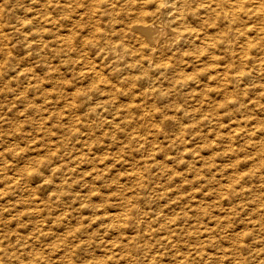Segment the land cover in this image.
Listing matches in <instances>:
<instances>
[{
  "label": "rangeland",
  "instance_id": "374dc122",
  "mask_svg": "<svg viewBox=\"0 0 264 264\" xmlns=\"http://www.w3.org/2000/svg\"><path fill=\"white\" fill-rule=\"evenodd\" d=\"M70 1V3L68 2V4H70L68 5V9H64V13L61 10L57 12L51 11L52 14L48 11L49 14H51L49 15L46 11V14L42 13V16L40 11L37 12L33 10L29 12L30 9H26L27 11L23 9L24 12L23 10H20L19 14L26 19H28L29 16L33 17L35 15H40L38 18L41 17L43 19L47 14L50 18L55 16L54 18L56 19L58 12H61L58 14V24H56V26L62 24L63 27L57 26L56 28V26H51V23L50 26L53 27L56 32L52 31L55 35H48L49 40H51V43H53L52 46L54 47H59L60 45L58 44L64 40L67 45H69L68 48L70 51L67 52L69 55L72 53L75 55L77 53L79 56L82 55L83 77L79 75V72H72L73 76L70 71H63L60 69L62 72H55L54 74L58 75L54 76V78L51 77L52 75L48 76L50 74H47L46 72H41L42 74L40 72H33V75H35L33 76L35 78L34 80H36L35 82L31 79L33 78L32 75L28 73L24 74V72H22L20 75L22 78H20V76H17L18 72H11L15 69V67H17V64L15 63V65L13 64L14 62L12 63V61L7 59L6 60L10 62L6 61V64L4 60L5 58L3 57V59L0 53V58L3 59V61L0 59V68H2L3 71H9L0 72V264H264V85L260 83L256 86L257 88H242V91L247 93L246 100H248V95L249 99H252L248 101V108L241 112L238 111L237 114L235 112H229L223 107H216V105H203L200 110H197V114H194V116L186 117V115H184L183 118L184 112L192 111L190 109L192 103L202 102L203 97H199L200 95L206 96L208 93L211 94L210 98L220 95L217 92L218 86H216L218 85V79L216 80L217 82H215V78H217L221 72H216L217 69L215 66H213V68H215L214 70L213 68L211 69L213 72L210 70V66L213 65L212 62L215 63L217 61H214V58L211 57L206 59L204 54L202 56L203 59L205 58L204 60L202 59L203 62L198 60L197 63V57H195L197 52L192 50L190 47L192 45L190 43L186 44L187 46L189 45L188 47L185 45L186 48L183 46L185 48L184 53L186 52L187 54L185 53V55H182V57L178 60L179 65L186 66V68H182L185 70H182V72H167L162 66H164V61L169 59L173 53L168 49L171 47L167 42L170 36L166 37L156 43L157 45L153 44L156 45V48L150 44L148 48H143L144 51L142 49L137 51L140 55L137 54V52L133 53L132 56L134 57L136 55L138 58L132 59L133 57L131 56V59L136 60L137 62V69L135 66H133V68L132 66L129 67L128 62H126L128 64H125L126 67L123 65L125 62L121 63L118 68L116 67L117 71L115 70V76L118 78V81L115 76L113 79L116 78V82L120 85L116 84L115 81L113 82L115 84H113L114 87L116 88L117 86V90L114 91V95L112 94L108 101L109 104L112 103L111 106H114L111 107L107 104L110 107L108 108L106 105V111L104 110V112H100L102 116L99 114V118H102L103 121H107V119L111 120L112 116H116L115 123L113 121H111V123L110 121H104L107 124L105 123L103 130H109L110 133H117V128L121 125L123 127L126 126L125 128H121H127L128 130L135 128V130L137 129L139 131L140 129H144L140 132H142V137H144L143 133L146 132L145 142L142 143L141 141V144H139L140 142L138 144L133 142L135 145L133 146L132 143L131 145L129 144V147L127 144L121 142L123 145L127 146L124 147L126 151L118 153L116 151L117 144L114 145L116 146V149L113 144H109L113 142L112 140L117 139L114 137L117 136L118 133L112 136L108 132L109 135L105 137L109 139L108 141L110 142H108L106 138H102L101 144H92L91 151L86 148L87 146L84 143V123L86 121H82L83 116L79 117L80 114L77 115L78 113H81L80 111H82L80 108L86 106L81 105V103L78 102L74 104L64 103L63 100L66 96L67 100L72 101L74 94L71 91V87H68L64 83L56 82L55 77L59 78V80L63 78V81L66 79V81L68 80L70 83L73 82L74 86L78 83L77 89H80L81 92L83 89L85 93L87 92V94H90L89 91L91 89L88 88H91L90 82H92L93 78L83 72H88V70L89 72H93V66L99 69L101 68L102 72L105 71L106 73L114 69V66H111L114 64H108V60L109 62L111 61L109 56H105V58L101 57L104 55L103 51H105L103 48H108V43H104L103 46H101L94 38L95 31L100 27L103 29L105 26L103 18L106 19L110 17L112 19V25L110 24L107 27L105 26L104 28L107 30L103 29L106 31L105 34L107 36H112L111 33L113 31L111 30H114L113 25L115 18H113L114 15L111 12L115 13L116 11L115 15L119 12L118 15L120 18H117L124 20L127 24H129V27H127V24L123 21L127 29L131 27V24H133V22H131L132 20L140 22L139 20L141 19H133V17L136 16L131 14L129 15L131 19L129 18L127 15L128 4L124 5L127 3L126 0H113L115 9L114 6L113 8L109 7L110 9L107 8V12L110 14L106 12V15H101L99 13L101 15L100 16L99 14L97 15L96 12L94 13V11L90 12L94 17L92 15L91 17L90 13H88L91 11L89 8H84L86 5H83L85 10L80 8L82 7L80 2L82 3L84 0H74V2H72L73 0ZM111 1L112 0H107V2ZM107 2V6L104 4V8L110 6ZM76 3L79 7L74 6ZM85 3L86 2L83 4ZM119 9L120 11H117ZM74 10H76L75 12L77 13L75 14L76 21L80 15H82V20L80 21L79 18V22L77 21L78 25L75 24L76 21L73 23L75 13ZM31 12L34 15H31ZM26 13L28 14L24 17L23 14ZM120 13L121 15L124 14V17L121 16ZM69 15L71 17H69ZM95 17L99 18L96 19ZM41 18L33 21V25L36 24V26H43L44 21H41ZM94 18L97 21H95ZM99 19L101 21H99ZM121 20L120 22L123 25ZM127 20L129 22H127ZM62 21L67 24H64ZM135 21L134 23H136ZM40 22L41 24H39ZM70 23L73 24V26ZM66 25L68 28L65 27ZM79 27L82 29H79ZM91 29L93 30L91 31ZM61 30L62 32H60ZM90 31L94 33L91 34ZM56 33H59V36ZM61 33L62 35H60ZM135 33L130 35L133 39H129L130 36H128L129 38L127 37L128 39L125 38L127 39L125 40L126 44L131 45V40H139L138 32V39ZM48 36L46 34V37ZM53 36L57 38L61 37V39L54 40L55 38L53 39ZM62 36L65 38L67 36L68 37L64 39ZM85 39H89L91 45L90 42ZM102 39L105 40L104 38ZM81 40L82 44L84 43L83 41H85L84 45L81 44ZM117 41L115 42L119 43L118 48H121L122 44L120 43V40ZM133 42L132 43L135 47L136 45L137 47L139 46V41ZM95 43L96 47H94ZM159 44L161 49L158 48ZM77 45H79V49L75 50V48H78ZM98 47L100 49H98ZM183 47L176 49L178 51H172L174 53H183ZM90 48L91 50H89ZM189 48H191L192 51H190ZM83 52H85V54ZM154 52L156 54H154ZM97 53L102 54L98 56ZM163 53L166 54V58ZM168 53L171 55L169 56ZM143 54L146 58H143ZM146 54L148 55V58H150L151 62L148 61L149 59ZM153 54L154 56L156 55V57H154ZM188 55L189 57H192L190 60ZM84 58H86L85 60L87 62H84ZM139 59H142L143 63H141V60ZM153 59H159V61H156L157 65L153 62ZM206 60L211 63H208ZM183 61L185 65L182 64ZM190 62L194 63L195 66L197 64L198 67H193V64ZM102 63H105L103 65L106 69ZM148 63L149 65L147 66H149L150 69H147V66L145 65ZM5 64L9 65V70ZM140 65L142 66L140 67ZM204 65L209 67V70ZM89 66H92L90 67L91 69L88 68ZM144 66H146V68ZM157 66L161 68L160 69L158 67V69H160L158 71L156 70ZM201 66L206 68L205 72V69H201ZM218 67L219 66L217 65V68ZM119 68L122 71H125L122 72L121 70H118ZM131 70L134 73L131 72V74ZM152 70H155V72H152ZM139 71L141 73H139ZM123 73L125 75H123ZM147 73L148 75L145 76ZM185 74H189L190 78L188 79V75L184 77ZM27 75H29V77H27ZM41 75L46 79H43ZM135 75L137 76L136 78L134 77ZM176 75H179L178 78L180 79H178ZM85 76L87 77L86 79ZM144 76L146 77V80L149 79L147 82L143 79ZM180 76H182L183 79ZM213 76L216 77L213 78ZM26 77L27 79H24ZM74 77H78L79 79L77 78L76 80ZM129 77L134 78L130 79ZM211 78L214 79V81L210 80ZM127 79H130L128 83ZM138 79L141 80L137 81ZM169 79L173 81V84ZM206 79L210 81V84L208 81L206 82ZM43 80H47L48 83L50 81V83L48 84ZM80 80L82 83H80ZM119 80H122V83H120ZM37 81L39 82L37 83ZM129 82L130 84L132 82L133 86H131ZM181 82H183L184 85ZM39 83L42 85L40 86ZM134 83L136 85H134ZM211 83L214 85H211ZM54 84L59 86L55 87ZM124 84L127 85L123 88L122 86ZM140 84L143 87H141L142 89L140 88ZM145 84L147 86H145ZM101 85H104L106 88L108 87L107 84ZM243 85L244 84L242 83L241 87H243ZM206 86L209 88L208 91ZM45 88L48 89L49 92L45 90ZM128 88L130 90H128ZM61 89L63 90L61 91ZM118 89L122 90L119 91V94H117ZM141 90L142 94L140 93ZM213 90H215V93ZM133 91L134 93L132 94V97L129 94ZM253 91L254 94H252ZM153 92L155 95H153ZM161 92L167 93L166 99L160 100L159 95L162 94ZM44 93L46 94L44 95ZM56 93L58 96H56ZM64 93L66 95L65 97L63 95ZM20 94L25 95L23 98L24 101L27 98V100L23 103L24 105L21 102V104H19L18 101H16L17 95ZM82 95L83 93L78 97V100L82 97ZM53 96H56V98ZM256 96H258L257 100ZM58 97H61L59 100L63 103H58V106H56V103H52L51 105L48 104L46 106L47 98L58 100ZM132 98L137 102H131ZM124 99L128 101H125V103ZM115 100H117V102ZM145 100L146 102H144ZM117 103L121 106H118ZM121 103H123L124 106H122L123 104ZM143 103L144 106L146 103L147 105L143 107ZM125 104L128 105V108ZM136 106V109L141 108L143 110L140 109L141 112H139L140 110L134 111ZM123 107H125V109ZM145 108L147 112L149 111L150 113L147 114ZM61 109L65 110V112ZM131 109H133L134 112ZM156 109L163 110L162 114H164V117L171 118L170 123L164 124L165 127L162 124H158V122H160L159 119L162 117L161 115H156L153 118L152 113ZM45 110L47 114L45 113ZM105 112L107 113L104 115ZM144 112L146 113L147 118L145 117ZM49 114L51 119L47 118L46 120L43 119V116H41H47ZM52 114H56V116H51ZM117 115L120 117H117ZM216 115H218V117ZM106 116L108 117L107 119H105ZM246 118L250 120L247 122L244 120ZM60 119L62 120V123L59 122ZM74 120H76L77 123H75L76 121ZM124 121L126 123H123ZM133 122H136V124ZM54 123H57L58 126ZM132 123L138 127L133 126ZM127 124L129 127L131 126V128H129ZM107 127L112 128L108 129ZM81 129L82 134L80 133ZM74 132H77V135H75ZM57 134L59 136H57ZM70 135L72 136L70 137ZM146 136L149 139H147ZM184 144L185 146H182ZM186 144L188 147H186ZM67 145H69V148L73 147L72 150L69 149ZM63 149L67 150L64 152ZM185 149H187L188 152ZM67 151L70 154H67ZM94 151H99V154ZM63 152L64 154H62ZM101 152L105 155L102 157H105L103 161L104 163L107 162V166L95 159V157L100 155ZM133 154H136L137 156H134ZM75 158H79L78 162L73 161ZM128 160L129 162H127ZM137 160L141 161L138 162ZM142 161H145L147 164H144ZM114 162L116 165H114ZM64 164H67L68 166H65ZM94 164L96 165L93 166ZM128 165L131 166L129 167ZM93 167L94 169H92ZM83 169H85V171ZM88 169L90 170L87 171ZM55 170H58V173ZM30 172L35 173V175H33V177H29L28 174ZM68 172L69 174L71 173V176ZM38 174L41 175L39 176ZM62 174L64 176H62ZM94 174H97L98 176ZM57 175L62 177L56 178ZM99 175L102 179L98 178ZM99 182L101 183L99 184ZM52 183L54 185H52ZM95 183L98 185H95ZM65 184L66 187L64 186ZM49 185H52V187ZM97 186L100 188L98 187L97 189ZM67 189H69V191L66 193ZM174 190L176 192H174ZM68 193H71L70 195H72V197ZM56 196H59V198ZM74 203H76V205ZM114 212H116V215ZM118 213L120 215H118ZM76 215H78V218ZM80 218H82V220ZM63 219H67V222H65L66 220L63 221ZM54 221H56V223ZM53 223L57 228L53 227ZM75 229H77V232ZM78 229L81 230L78 231ZM48 230L53 231V233ZM67 236H71L70 238L72 240ZM69 239L70 242H68ZM167 239L169 241H167Z\"/></svg>",
  "mask_w": 264,
  "mask_h": 264
},
{
  "label": "bare ground",
  "instance_id": "6f19581e",
  "mask_svg": "<svg viewBox=\"0 0 264 264\" xmlns=\"http://www.w3.org/2000/svg\"><path fill=\"white\" fill-rule=\"evenodd\" d=\"M79 1V0H78ZM116 1V0H115ZM127 1V3L126 4H124V3H122V4H124V5H127L128 4V10H127V15L129 16L130 14L131 15H134V16H136V17H133V19H135V18H139V19H141L142 20V22H141V20H139L140 22H138V21H135L136 23H134V21L132 20H130L131 22H133V24H131L130 26V28L129 29H127L126 27H125V21L124 20H121V19H118V18H120L119 17V12H118V14H116L115 15V13H116V11H115V13H113V12H111L112 14V16H113V18H115L114 19V30H111V31H113L112 33H111V35L112 36H107L105 33H106V31H104L103 29H106V28H104L105 26L107 27L108 25H110L111 24V18L110 17H108V18H106L105 16V18L106 19H104L103 18V20H104V27H103V29L100 27V25H99V27L100 28H98L97 29V25L95 26L96 27V31H95V33L94 32H91L93 29H91V31H90V33L91 34H95V36H94V38H95V41H97V43L98 44H100L101 46H103V44L104 43H108L107 45H109L108 46V48L106 47V48H103V50L105 49V51H103L104 53V55H102L101 57H104L105 58V56L106 57H110L109 59L111 60L110 62H109V60H108V64L109 63H112V64H114V65H111V66H114V69H112L111 71H109L111 68H113V67H111L108 71L109 72H102V70H101V68L99 69V68H96L95 66H89L88 68H90V67H92L94 70H93V72H89V70H88V72H83L84 74H87V75H90L93 79H92V82H90V87L91 88H88V89H91L89 92H90V94H87V92L85 93V91H83V89H82V92H81V90L80 89H77V84H75V86L73 85V82L72 83H70V81H66V79H64L65 81H63V78L62 79H60L59 80V78H56L55 77V80H56V82H58V83H64L65 85H67L68 87H71V91L73 92V94H74V97H73V100L72 101H70V100H67L66 99V95H65V93H66V91H65V93L63 94L64 95V100H63V102L64 103H67V104H74V103H76V102H78V103H81V105H85L86 107H81L80 109H82V111H84V112H82V111H80L81 113H78L77 115H79V117H82L83 119H82V121H86L84 124V128H85V141H84V143H85V145L87 146L86 148L87 149H89V150H91L92 151V144H95V143H97V144H101V139L103 138H106L105 136H107V135H109L108 134V132L110 133V131L108 130H103V126L105 125V123L106 122H109L110 121V123H111V121H113L114 123L116 122V119H115V117L116 116H112V118H111V120L110 119H107L108 117L106 116V118L105 119H107V121L106 120H104V121H106V122H104L103 120H102V118L100 119L99 118V114H100V112H104V110L106 111V109H107V107H106V105L107 104H109L108 103V101H109V99H110V97L112 96V94L114 93V91L115 90H117L116 88H117V86H116V88L114 87V81L116 82V76H115V70H116V67L118 68V66H120V64L121 63H123V62H125V63H123V65L125 66V64H128L129 63V67H131L132 66V68H133V66H135L136 67V69H137V62H136V60H132V59H134V58H137V56L135 57H133L132 55H133V53L135 52H137V51H139L140 49H142L143 50V48L144 47H146V48H148V46L150 45V44H156V43H158L159 41H161L162 39H164V38H166V37H169V39L168 40H170V41H168L167 40V42L169 43V46H171V47H169V46H167V47H169L168 49L173 53L172 55L171 54H169L168 53V55L170 56L169 57V59H167V60H165L164 61V66H162V67H164L163 69L164 70H166L167 72H182V70H185V69H182L183 67H185L186 68V66H181V65H179L178 64V60L182 57V55H185V53H184V51H185V45L187 44V43H190L192 46H190L191 48H192V50H195V52H197L196 53V56H195V54H194V56L195 57H197V60H196V62L198 61V60H201V62H203L202 61V59H203V54H204V57L207 59L208 57H211V58H214V61L216 60L217 62H215V63H213L212 62V66H210L211 68H210V70L213 68V66H215V68L217 69L216 70V72H221L218 76H217V78H215L214 76H213V78H215V82H217L216 80L218 79V85H216V86H218V88H217V92H218V94H220V95H215L216 97H212V98H210V95L211 94H208L207 93V97L205 96V95H200L199 97H203V99H202V102L201 103H192V105H191V110L192 111H187V112H184V114H183V118H184V115H186V117H189V116H194V114H197V110H200L201 109V106L203 107V105L205 106V105H208V106H210V105H216V107H218L219 106V108L220 107H223V108H225V110L227 109L229 112H235L236 114H237V112L239 111V112H241V111H243L244 109L246 110V108H248V106H249V103H248V101L249 100H251V99H249V95H248V100H246V92H243L242 91V88L243 89H251L252 87H256V86H258V84H260V83H262L263 85H264V0H126ZM68 2L70 3L71 1L70 0H0V53H1V57L5 60V63H6V61L7 60H10V61H12V63L13 64H15L17 67H15V69L13 70V71H11V72H18V74H17V76H20L21 75V73L22 72H24V74H31L32 75V77L33 76H35V75H33V72H46L47 74H50V75H48V76H51V77H53L54 78V76H56V75H58V74H54L55 72H62L60 69H62L63 71H70L71 73L72 72H79L80 74V76H82V55L81 56H79L77 53H76V55L75 54H71V55H69L67 52L68 51H70L69 50V48H68V46L69 45H67V43H66V41H64V40H62L58 45H60L59 47H54V46H52V44L53 43H51V40H49V34H54L55 35V33L54 32H52V31H55V29H53V27H51L52 25L53 26H56V24H58V21H57V19H58V14L59 13H61V12H58V14H57V17H56V19L54 18L55 16H52L51 18L49 17V15H51L52 13H51V11H53V12H57V11H59V10H61V11H63V13H64V11L66 10V9H68V5H70V4H68ZM72 2H74V0L72 1ZM77 2V1H76ZM84 2H86L85 4H83ZM106 2H107V0H84L82 3L80 2V5L82 6V7H80V8H83V5H86V7H84L85 9L87 8H89L91 11H89L88 13H90V12H93L94 11V13L96 12L97 13V15L100 13L101 15H106V12H107V8H113V6H114V1L112 0L111 2H107L108 4H110V6H108V7H106V8H104V4L107 6V4H106ZM120 3H121V1H120ZM72 4V3H71ZM121 5V4H120ZM74 6L76 7L77 6V3H76V5L74 4ZM77 7H79V5L77 6ZM121 7V6H120ZM119 7V8H120ZM126 7V6H125ZM70 8V7H69ZM83 8V9H84ZM109 8V9H110ZM124 8V7H123ZM26 10V9H30L29 10V12L30 11H40L41 12V15L43 16V14L42 13H45L46 14V11L48 12H50L51 14H49V12H48V16L47 15H45L44 17L45 18H41V21L43 20L44 21V23H43V26H36V24L35 25H33V21H35L36 19H40V18H38V16H40V15H35V16H33V17H28V19H26V18H23L22 17V15L20 16V10ZM65 9V10H64ZM72 9H73V6H72ZM71 9V10H72ZM75 9V8H74ZM76 9H78V8H76ZM82 9V10H83ZM84 9V10H85ZM114 9H115V6H114ZM113 9V10H114ZM117 9V8H116ZM121 9V8H120ZM120 9L119 10H117V11H120ZM24 10H23V12H24ZM112 10V11H113ZM125 10V9H124ZM124 10H121V11H124ZM27 11V10H26ZM25 11V12H26ZM76 10H74V12H75ZM81 11V10H80ZM28 12V13H29ZM39 12V13H40ZM126 12V11H125ZM28 13H26V14H23L24 15V17H25V15H27ZM73 13V12H72ZM78 13H79V11H78ZM108 13V12H107ZM33 13L31 12V15H32ZM75 14H77L76 12L74 13V21H73V23L76 21L75 20ZM99 14V15H100ZM108 14H110V13H108ZM34 15V14H33ZM80 15V14H79ZM93 16V14H91L90 13V16ZM100 15V16H101ZM120 15H121V13H120ZM60 16H63V15H60ZM76 16H78V15H76ZM91 16V17H92ZM96 16V15H95ZM108 16V15H107ZM121 16H123L124 17V14L123 15H121ZM64 17H65V15H64ZM69 17H71L70 15H69ZM94 17V16H93ZM118 17V18H117ZM54 18V19H53ZM80 18V19H79ZM78 19L81 21L82 19V15H80V17H79ZM96 18V17H95ZM94 18V19H95ZM97 18H99V17H97ZM96 18V19H97ZM102 18V17H101ZM100 18V19H101ZM128 18V17H127ZM129 18H130V16H129ZM61 19V18H60ZM65 19V18H64ZM77 19V18H76ZM77 19V21L79 22V20ZM93 19V18H92ZM95 19V21H97ZM99 19V21H101ZM131 19V18H130ZM136 19V20H137ZM54 20V21H53ZM120 20L123 22V25H122V23L120 22ZM38 21V20H37ZM40 21V20H39ZM60 21V20H59ZM64 21V20H63ZM62 21V22H63ZM68 21H70V20H68ZM77 21H76V25H78V23H77ZM53 22H54V24H53ZM65 22V21H64ZM63 22V23H64ZM127 22H129L128 20H127ZM52 23V24H51ZM60 23V22H59ZM80 23H82V22H80ZM79 23V24H80ZM39 24H41V22L39 23ZM50 24H51V26H50ZM64 24H67V23H64ZM63 24V25H64ZM71 24V23H70ZM127 24V23H126ZM72 26H73V24H71ZM95 25V24H94ZM112 25V24H111ZM129 24H127V27H129L128 26ZM58 26V25H57ZM57 26H56V28H57ZM59 26H61V27H63L62 26V24H59ZM58 26V27H59ZM93 26V25H92ZM112 26V27H113ZM65 27H67L68 28V26L66 25ZM76 27V26H75ZM74 27V28H75ZM78 27V26H77ZM71 28V27H70ZM59 29V28H58ZM62 29H64V28H62ZM66 29V28H65ZM73 29V28H72ZM79 29H82L81 27H79ZM77 30V29H76ZM107 30V29H106ZM110 30V29H109ZM72 31H74V30H72ZM56 32V31H55ZM60 32H62V30L60 31ZM59 32V33H60ZM78 32V31H77ZM80 32V31H79ZM136 32V33H135ZM137 32H138V34H139V40H133V41H139V46L137 47V45H136V47H135V45H133V43H135V42H133L132 40H131V45H133V46H131V45H128V44H126V42H125V40H127L129 37L128 36H130V35H132V34H136V37H137ZM59 33H56V34H58V36H59ZM65 33V32H64ZM63 33V34H64ZM73 33V32H72ZM46 34H47V36L48 37H46ZM80 34V33H79ZM60 35H62V33L60 34ZM66 35V34H65ZM64 35V36H65ZM67 35H70V34H67ZM80 35H82V34H80ZM80 35H79V37H80ZM109 35V34H108ZM57 36V35H56ZM64 36H62V37H64ZM90 36V35H89ZM92 36V37H93ZM68 37V36H67ZM66 37V38H67ZM70 37V36H69ZM71 37H72V35H71ZM128 37V38H127ZM138 37H137V39H138ZM54 40H60L61 39V37H59V38H57V37H55V36H53L52 37ZM65 37H64V39H66ZM83 38V37H82ZM87 38V37H86ZM102 38H104L105 40H103ZM113 38V39H112ZM125 38H127V39H125ZM134 38H135V36H134ZM51 39V38H50ZM79 39V38H78ZM129 39H133V38H131V36H130V38ZM53 40V41H54ZM72 40V39H71ZM85 40H88L89 41V39H85ZM117 40H120V43L122 44V47H121V45H120V47L121 48H118L119 46V43H116L115 41H117ZM69 41H70V39H69ZM76 41H77V39H76ZM78 41H80V40H78ZM123 43H122V42ZM166 41V40H165ZM164 41V42H165ZM55 42V41H54ZM56 42H58V41H56ZM84 43H85V41H83ZM90 42V41H89ZM88 42V43H89ZM118 42V41H117ZM125 42V43H124ZM130 42V41H129ZM133 42V43H132ZM69 43V42H68ZM71 43V42H70ZM84 43L82 44V40H81V44L82 45H84ZM77 44H78V42H77ZM136 44H138V43H136ZM163 44V43H162ZM57 45V46H58ZM71 45H72V43H71ZM81 45V46H82ZM86 45V44H85ZM90 45H91V42H90ZM96 45V43L94 44V47H96L95 46ZM157 45V44H156ZM156 45H153L154 47L156 46ZM80 46V47H81ZM105 46V45H104ZM163 46V45H162ZM164 46H165V44H164ZM185 48H184V47ZM187 46V45H186ZM189 46V45H188ZM187 46V47H188ZM54 47V48H53ZM60 47H62V48H60ZM75 47V46H74ZM77 47L78 48H75V50L76 49H79V45H77ZM88 47V46H87ZM92 47H93V44H92ZM100 47V46H99ZM98 47V49H100ZM158 47V46H157ZM184 48V50H183V53H179V52H177V53H174L173 51H175L176 49H180V48ZM85 48V47H84ZM151 48V47H150ZM156 48V47H155ZM158 48H160L161 49V46H160V44H159V47ZM171 48V49H170ZM191 48H189L190 49V51H192L191 50ZM87 49V48H86ZM153 49V48H152ZM151 49V50H152ZM163 49V48H162ZM73 50V49H72ZM88 50V49H87ZM89 50H91V48L89 49ZM166 50V49H165ZM173 50V51H172ZM84 51V50H83ZM86 51V50H85ZM96 51V50H95ZM100 51V50H99ZM144 51V50H143ZM153 51V50H152ZM176 51H178V50H176ZM181 51V50H180ZM188 51V50H187ZM200 53H199V52ZM91 52V51H90ZM98 52V51H97ZM145 52H146V50H145ZM158 52V51H157ZM166 52H167V50H166ZM165 52V53H166ZM206 52V53H205ZM32 53H33V55H32ZM75 53V52H74ZM84 54H85V52H83ZM143 53V52H142ZM141 53V54H142ZM165 53H163V55L165 56L166 54ZM194 53V52H193ZM84 54H83V56H84ZM88 54H89V52H88ZM96 54V53H95ZM98 54V56L99 55H101V54H99V53H97ZM137 54H139V52H137ZM148 54V53H147ZM146 54V55H147ZM152 54V53H151ZM151 54H150V56H151ZM154 54H156L155 52H154ZM154 54H153V56H154ZM160 54V53H159ZM187 54V53H186ZM208 54V55H207ZM31 57H30V56ZM87 55V54H86ZM140 55V54H139ZM207 57H206V56ZM93 56H95V55H93ZM129 56V57H128ZM133 58H132V57ZM143 56V58H146V56L143 54L142 55ZM162 56V55H161ZM161 56H159V57H161ZM154 57H156V55L154 56ZM157 57H158V55H157ZM188 57H189V55H188ZM90 58V57H89ZM96 58V57H95ZM132 58V59H131ZM142 58V57H141ZM142 58V59H143ZM147 58H148V55H147ZM163 58V57H162ZM165 58H166V56H165ZM168 58V57H167ZM184 58V57H183ZM186 58V57H185ZM190 58H192V57H189V60H190ZM194 58V57H193ZM204 58V59H205ZM1 59V58H0ZM3 59H1L2 61H3ZM7 59V60H6ZM86 58H84V62H87L86 60H85ZM91 59H92V56H91ZM90 59V60H91ZM99 59L101 60V58L99 57ZM138 59V58H137ZM142 59H139V60H141L140 62L141 63H143V60ZM149 60V62H151V60H150V58H148ZM194 59H196V58H194ZM203 59V60H204ZM0 60V61H1ZM88 60V59H87ZM94 60V59H93ZM121 60V61H120ZM123 60V61H122ZM154 60V59H153ZM161 60V59H160ZM185 60V59H184ZM10 61H7V62H10ZM95 61V60H94ZM103 61V60H102ZM147 61V62H148ZM156 61H159V59H156V60H154L153 62H155V64H156ZM171 61H173V62H171ZM186 61H187V59H186ZM185 61V62H186ZM207 61V60H206ZM212 61V60H211ZM91 62H92V60H91ZM97 62V61H96ZM126 62H128V63H126ZM139 62V63H140ZM152 62V63H153ZM161 62V61H160ZM205 62V61H204ZM208 62V61H207ZM206 62V63H207ZM210 62V61H209ZM208 62V63H209ZM4 63V62H3ZM11 63V64H12ZM94 63V62H93ZM138 63V64H139ZM158 63V62H157ZM187 63V62H186ZM190 63H192V62H190ZM198 63V62H197ZM211 63V62H210ZM7 64V63H6ZM5 64V66L6 67H8L9 65H6ZM8 64H10V63H8ZM87 64V63H86ZM85 64V65H86ZM92 64V63H91ZM95 64V63H94ZM103 64H105V63H102V65ZM160 64H162V63H160ZM182 64H184V61H183V63ZM189 64V63H188ZM193 64V67H195L196 68V66H197V64H196V66L194 65V63H192ZM191 64V65H192ZM84 65V66H85ZM87 65H89V64H87ZM86 65V66H87ZM107 65V64H106ZM122 65V66H123ZM146 66L147 65H149V63L148 64H145ZM152 65V64H151ZM157 65V64H156ZM185 65V64H184ZM190 65V64H189ZM189 65H187V66H189ZM199 65V64H198ZM202 65V64H201ZM206 65V64H205ZM204 65V66H205ZM217 65L219 66L218 68H217ZM2 66V65H1ZM13 66V65H12ZM104 66V65H103ZM142 65H140V67H141ZM146 66H144L145 68H146ZM153 66V65H152ZM203 66V65H202ZM201 66V69H205L204 70V72L206 71V68L208 69L209 67H206V68H204V67H202ZM13 67V68H14ZM126 67V66H125ZM140 67H139V70H140ZM158 67L159 66H157V71L158 70H160V69H158ZM198 67V66H197ZM11 68V67H10ZM104 68L106 69V67L104 66ZM107 68H109V67H107ZM122 68V67H121ZM150 69V67L149 66H147V69ZM192 68V67H191ZM194 68V69H195ZM215 68H213V70L215 69ZM91 69V68H90ZM104 69V70H105ZM128 69V68H127ZM142 69V68H141ZM8 70H9V67H8ZM118 70H121L120 68L118 69ZM135 70V69H134ZM187 70V69H186ZM196 70V69H195ZM199 70H200V68H199ZM209 70V69H208ZM207 70V71H208ZM99 71H101V72H99ZM117 71V70H116ZM122 71V70H121ZM125 71V70H124ZM124 71H122V72H124ZM155 72V70H152V72ZM163 71V70H162ZM194 71V70H193ZM197 71H198V69H197ZM212 71V70H211ZM0 72L2 73V72H9V71H3V69L2 68H0ZM118 72H120V71H118ZM121 72V73H122ZM132 72V70L130 71V73ZM137 72V71H136ZM164 72V71H163ZM194 72H196V71H194ZM203 72V71H202ZM213 72V71H212ZM215 72V71H214ZM52 73V74H51ZM67 73V72H66ZM69 73V72H68ZM127 73H129V72H127ZM132 73H134V72H132ZM131 73V74H132ZM139 73H141L140 71H139ZM138 73V74H139ZM35 74V73H34ZM42 74V73H41ZM61 74V73H60ZM75 74V73H74ZM119 74V73H118ZM137 74V75H138ZM181 74V73H180ZM214 74V73H213ZM40 75V74H39ZM38 75V76H39ZM63 75V74H62ZM67 75V74H66ZM65 75V76H66ZM70 75V74H69ZM71 75H73V73L71 74ZM123 75H125L124 73H123ZM127 75V74H126ZM139 75H141V74H139ZM148 75V73L145 75V76H147ZM181 75H183V74H181ZM188 75V76H187ZM185 74V76L184 77H188V79L190 78V76H189V74ZM42 76V75H41ZM45 76H46V74H45ZM48 76H47V78H48ZM59 76H61V75H59ZM74 76V75H73ZM116 77L115 79H113V77ZM120 76V75H119ZM142 76V75H141ZM140 76V77H141ZM144 76V78L143 79H145L146 77ZM177 76V75H176ZM209 76H211V75H209ZM25 77V76H24ZM27 77H29V75H27ZM27 77L26 78H24V79H27ZM43 77V76H42ZM41 77V78H42ZM68 77V76H67ZM76 77V76H75ZM74 77V79H76L77 80V78H75ZM83 77V76H82ZM91 77H90V79H91ZM121 77V76H120ZM123 77V76H122ZM127 77V76H126ZM125 77V78H126ZM135 78L137 77L136 75L134 76ZM133 77V78H134ZM149 77V76H148ZM157 77H159V76H157ZM167 77V76H166ZM171 77H173V76H171ZM179 77V75L177 76V78ZM182 79H183V77L182 76H180ZM193 77V76H192ZM208 77V76H207ZM19 78V77H18ZM17 78V79H18ZM20 78H22L21 76H20ZM31 78V77H30ZM45 77H43V79H44ZM50 78V77H49ZM81 78V77H80ZM87 77L85 76V79H86ZM130 78V77H129ZM133 78H130V79H133ZM139 78V77H138ZM29 79V78H28ZM31 79H35L34 77L33 78H31ZM46 79V78H45ZM74 79H73V81H74ZM79 79V78H78ZM113 79V80H112ZM122 79V78H121ZM129 79V80H130ZM171 79H173V78H171ZM174 79H175V77H174ZM173 79V80H174ZM178 79H180V78H178ZM191 79H193V78H191ZM262 79V80H261ZM12 80V79H11ZM13 80H15V79H13ZM48 80V79H47ZM47 80L45 81V80H43L44 82H46V83H48L47 82ZM51 80V79H50ZM75 80V81H76ZM128 79H127V83H128V81H129ZM139 80H141V79H138L137 81H139ZM146 80V79H145ZM147 80H149V79H147ZM147 80H146V82H147ZM170 80V79H169ZM185 80V79H184ZM210 80H213L214 81V79H210ZM17 81V80H16ZM36 80H34V82H35ZM53 81V80H52ZM86 81V80H85ZM84 81V82H85ZM117 81H118V78H117ZM124 81V80H123ZM135 81V80H134ZM133 81V82H134ZM208 80L206 79V82H207ZM11 82V81H10ZM39 81H37V83H38ZM78 82V81H77ZM119 82L120 83H122V80L120 81L119 80ZM146 82H144V83H146ZM170 82H172V84H173V81H171L170 80ZM176 82V81H175ZM210 81H208V83H209ZM214 82V83H215ZM12 83V82H11ZM14 83H15V81H14ZM29 83V82H28ZM49 83H50V81H49ZM48 83V84H49ZM54 83V82H53ZM80 83H82L81 82V80H80ZM86 83V82H85ZM183 85H184V83L183 82H181ZM199 83V82H198ZM213 83V82H212ZM211 83V85H214V84H212ZM242 83L244 84L243 85V87H241L242 86ZM17 84V83H16ZM40 84V83H39ZM63 84V85H64ZM101 84H107L108 85V87L106 88L104 85L102 86ZM114 84V85H113ZM116 84H119L118 82H116ZM129 84H130V82H129ZM133 83L131 82V86H133L132 85ZM136 84H137V82H136ZM135 83H134V85H136ZM142 84V83H141ZM140 84V88L142 87V85ZM172 84H170V85H172ZM186 84V83H185ZM197 84V83H196ZM202 84V83H201ZM205 84V83H204ZM210 84V83H209ZM217 84V83H216ZM42 84H40V86H41ZM47 85V84H46ZM52 85V84H51ZM55 85V84H54ZM79 85H81V84H79ZM83 85V84H82ZM86 85H88V84H86ZM120 85V84H119ZM122 85V84H121ZM125 85H127V84H124L122 87L124 88V86ZM129 85V86H130ZM144 85V84H143ZM177 85V84H176ZM199 85V84H198ZM206 85V84H205ZM58 87L59 85H55V87ZM85 86V85H84ZM138 86V85H137ZM145 86H147L146 84H145ZM144 86V87H145ZM175 86V85H174ZM196 86V85H195ZM200 86V85H199ZM208 86V85H207ZM206 86V87H207ZM260 86H262V85H260ZM46 87V86H45ZM54 87V86H53ZM52 87V88H53ZM127 87V86H126ZM139 87V86H138ZM178 87V86H177ZM179 87H180V85H179ZM205 87V88H206ZM63 88H65V87H63ZM84 88V87H83ZM87 88V87H86ZM118 88H120V87H118ZM122 88V89H123ZM133 88H135V87H133ZM143 88V87H142ZM141 88V89H142ZM146 88V87H145ZM150 88V87H149ZM208 88V87H207ZM257 88V87H256ZM60 89V88H59ZM58 89V90H59ZM132 89V88H131ZM45 90H47L48 91V89H46L45 88ZM53 90V89H52ZM63 89H61V91H62ZM66 90H68V89H66ZM86 90V89H85ZM125 90V89H124ZM128 90H130L129 88H128ZM127 90V91H128ZM146 90H147V88H146ZM209 90V88L207 89V91ZM46 91V92H47ZM119 91H122L121 89H118V93L117 94H119ZM135 91V90H134ZM134 91L131 93V94H129L130 96H132V94L134 93ZM151 91V90H150ZM214 91V93H215V90H213ZM213 91H211V92H213ZM250 91V90H249ZM248 91V92H249ZM49 92V91H48ZM56 92V91H55ZM125 92V91H124ZM147 92V91H146ZM159 92V91H158ZM58 93H60V92H58ZM83 93V95H82V97L78 100V97L81 95ZM126 93V92H125ZM127 93H129V92H127ZM141 94H142V90H141V92H140ZM145 93V92H144ZM143 93V94H144ZM157 93V92H156ZM162 94H160L159 96H160V100L162 99H166V96H167V93L166 92H161ZM264 93V92H263ZM46 93H44V95H45ZM48 94V93H47ZM55 94V93H54ZM116 94V95H117ZM148 94H149V92H148ZM152 94V93H151ZM250 94V93H249ZM252 94H254V91L252 92ZM52 95V94H51ZM114 95V94H113ZM126 95V94H125ZM129 95H128V97H129ZM145 95H146V93H145ZM150 95V94H149ZM153 95H155L154 94V92H153ZM24 96L25 95H23V94H20V95H17V98H16V101H18V103L19 104H23L26 100H27V98H26V100L24 101ZM30 96V95H29ZM48 96V95H47ZM56 96H58L57 95V93H56ZM56 96L54 97V98H56ZM61 96V95H60ZM70 96V95H69ZM119 96V95H118ZM135 96V95H134ZM141 96V95H140ZM263 96V95H262ZM261 96V97H262ZM133 97V96H132ZM219 97V98H218ZM252 97V96H251ZM253 97H254V95H253ZM258 96H256V100L258 99L257 98ZM59 98H61V97H58V100L56 99V100H52L51 98H47L46 100V102H47V104H46V106L49 104V105H51L52 103H56L57 105L56 106H58L59 104L58 103H63V102H61L60 100H59ZM77 98V99H76ZM114 98V97H113ZM127 98V97H126ZM130 98V97H129ZM128 98V99H129ZM146 98V97H145ZM144 98V99H145ZM149 98H150V96H149ZM63 99V98H62ZM61 99V100H62ZM140 99V98H139ZM205 99V100H204ZM207 99V100H206ZM44 100H45V97H44ZM114 100V99H113ZM130 100V99H129ZM141 100V99H140ZM147 101H149L148 99H146ZM146 100L144 101V102H146ZM116 102H117V100H115ZM126 100L124 99V102H125ZM128 101V100H127ZM126 101V102H127ZM134 100H133V98H132V100H131V102H133ZM190 101V100H189ZM21 102V103H20ZM45 102V101H44ZM45 102V103H46ZM123 102V103H124ZM125 102V103H126ZM134 102H137V101H134ZM133 102V103H134ZM139 102V101H138ZM141 102V101H140ZM191 102V101H190ZM256 102V101H255ZM258 102V101H257ZM114 103V102H113ZM123 103H121V104H123ZM252 103H254V102H252ZM111 104L112 103H110L109 105L111 106ZM118 104V103H117ZM139 104V103H138ZM137 104V105H138ZM142 104V103H141ZM258 104V103H257ZM256 104V105H257ZM24 105V104H23ZM53 105H55V104H53ZM62 105V104H61ZM109 105H107L108 106V108L110 107ZM116 105V104H115ZM127 104H125V106H126ZM134 105H136V104H134ZM146 105H147V103H146ZM145 105V106H146ZM255 105V104H254ZM259 105V104H258ZM45 106V107H46ZM112 106H114V105H112ZM111 106V107H112ZM118 106H121V105H119L118 104ZM122 106H124V104L122 105ZM131 106V105H130ZM144 106V103H143V107H145ZM49 107V106H48ZM47 107V108H48ZM79 107H80V105H79ZM139 107V106H138ZM142 107V108H143ZM250 107H253V106H250ZM56 108V107H55ZM64 108H65V106H64ZM77 108V107H76ZM106 108V109H105ZM124 109H125V107H123ZM127 108H128V105H127ZM130 108V107H129ZM134 108V107H133ZM137 108V106L135 107V109H134V111L135 110H140V109H136ZM56 109H58V108H56ZM55 109V110H56ZM117 109H118V107H117ZM254 109V108H253ZM59 110V109H58ZM61 110H63V109H61ZM68 110H69V108H68ZM67 110V111H68ZM112 110V109H111ZM110 110V111H111ZM132 111H133V109H131ZM141 110H143V109H141ZM141 110L139 111V112H141ZM145 110H146V108H145ZM222 110V109H221ZM5 111V110H4ZM57 111V110H56ZM64 112H65V110H63ZM79 111V110H78ZM108 111V110H107ZM133 111V112H134ZM218 111H219V109H218ZM9 112V111H8ZM51 112H52V110H51ZM59 112V111H58ZM62 112V111H61ZM60 112V113H61ZM69 112V111H68ZM111 112H113V111H111ZM117 112V111H116ZM162 112H163V110H161V109H156L153 113H152V116H153V118H154V116H156V115H161L162 117L159 119L160 120V122H158V124H162L164 127H165V123H170L171 121H170V117H164V114H162ZM228 112V113H229ZM248 112V111H247ZM45 113L47 114V112H46V110H45ZM53 113H54V107H53ZM60 113H58V114H60ZM71 113V112H70ZM83 113V114H82ZM107 112H105L104 113V115L106 114ZM131 113V112H130ZM129 113V114H130ZM145 113V112H144ZM146 113L148 114V113H150L149 111L147 112V110H146ZM146 113H145V117H146ZM226 113H227V111H226ZM225 113V114H226ZM234 113V114H235ZM5 114H7V113H5ZM57 114V115H58ZM109 114H110V112H109ZM133 114V113H132ZM131 114V115H132ZM141 114V113H140ZM230 114V113H229ZM235 114V115H236ZM243 114V113H242ZM53 115H55L56 116V114H52L51 116H53ZM61 115V114H60ZM65 115H67V114H65ZM101 116H102V114H100ZM118 115H119V113H118ZM117 115V117H120V116H118ZM219 115H221V114H219ZM232 115V114H231ZM41 116H43V119H46L47 120V118H50L51 119V117H49L50 116V114L49 115H41ZM62 116V115H61ZM143 116V115H142ZM196 116V115H195ZM211 116H213V115H211ZM217 117H218V115H216ZM216 116H215V118H216ZM227 116V115H226ZM225 116V117H226ZM59 117V116H58ZM62 117H64V116H62ZM61 117V118H62ZM76 117V116H75ZM133 117V116H132ZM144 117V116H143ZM142 117V118H143ZM179 117V116H178ZM232 117H233V115H232ZM65 118H66V116H65ZM104 118V117H103ZM114 118V119H113ZM128 118V117H127ZM139 118V117H138ZM147 118V117H146ZM230 118V117H229ZM40 119H41V117H40ZM39 119V120H40ZM54 119H57V118H54ZM118 119V118H117ZM133 119V118H132ZM157 119V120H158ZM221 119V118H220ZM52 120H53V118H52ZM65 120V119H64ZM67 120V119H66ZM72 120V119H71ZM115 120V121H114ZM126 120V119H125ZM155 120H156V118H155ZM244 120H246L247 122L250 120V119H248V118H246V119H244ZM243 120V121H244ZM255 120V119H254ZM42 121V120H41ZM51 121V120H50ZM59 121V120H58ZM58 121H57V123H58ZM74 121H76V120H74ZM78 121H79V119H78ZM81 121V120H80ZM127 121V120H126ZM133 121H134V119H133ZM138 121V120H137ZM139 121H140V119H139ZM242 121V122H243ZM245 121V122H246ZM45 122H47V121H45ZM52 122V121H51ZM59 122H61L62 123V120L60 119V121ZM130 122H131V119H130ZM244 122V123H245ZM56 123V124H57ZM60 123V124H61ZM67 123V122H66ZM75 123H77V121L75 122ZM114 123H112V124H114ZM123 123H126L125 121L123 122ZM134 123V122H133ZM133 123H132V125H133ZM250 123H251V121H250ZM254 123V122H253ZM8 124V123H7ZM48 124V123H47ZM55 124V123H54ZM55 124V125H56ZM64 124V123H63ZM107 124V123H106ZM131 124V123H130ZM134 124H136V122L134 123ZM157 124V125H158ZM252 124V123H251ZM67 125V124H66ZM124 125V124H123ZM247 125V124H246ZM6 126V125H5ZM57 126H58V124H57ZM63 126V125H62ZM108 126H109V124H108ZM113 126V125H112ZM127 126L129 127V125L127 124ZM133 126H136V125H133ZM132 126V127H133ZM159 126V125H158ZM180 126H181V124H180ZM59 127H61L60 125H59ZM59 127H56V128H59ZM69 127H72V126H69ZM121 127H123L122 125L121 126H119L118 128H117V133H118V135L117 136H115L114 138H117L116 140L114 139V140H112L113 142H111V143H109L110 145L111 144H113V146L115 145V144H117V152L118 153H120L121 151H123V152H125L126 150L124 149V147H127L126 145H123L121 142H123V143H125V144H127L128 145V147H129V144L131 145L133 142H135V143H139V144H141V141H142V143H144L145 142V140H146V138H145V134H146V132H144L143 134H144V137H142L143 135H141L142 134V132H140V131H142V130H144V129H140L138 132L135 130V128L134 129H130V130H128L127 128L126 129H123V128H125V127H123V128H121ZM136 127H138V126H136ZM140 127V126H139ZM164 127H161V128H164ZM2 128V127H1ZM52 128V127H51ZM51 128H49V129H51ZM64 128H66V127H64ZM63 128V129H64ZM108 128V127H107ZM110 128H112V127H110ZM110 128H108V129H110ZM129 128H131V126L129 127ZM160 128V127H159ZM236 128V127H235ZM4 129H5V127H4ZM13 129V128H12ZM61 129H62V127H61ZM68 129V128H67ZM166 129V128H165ZM66 130V129H65ZM71 130H72V128H71ZM164 130V129H163ZM167 130V129H166ZM15 131V130H14ZM50 131V130H49ZM54 131V130H53ZM112 131V130H111ZM116 131V130H115ZM115 131H113V132H115ZM65 132V131H64ZM68 132V131H67ZM82 132V129H81V131H80V133ZM63 133V132H62ZM71 133V132H70ZM75 133V132H74ZM79 133V132H78ZM117 133H110L112 136L114 135V134H117ZM239 133V132H238ZM243 133V132H242ZM15 134V133H14ZM18 134V133H17ZM55 134V133H54ZM65 134V133H64ZM67 134H69V133H67ZM82 134V133H81ZM178 134V133H177ZM56 135V134H55ZM66 135V134H65ZM64 135V136H65ZM75 135H77V132L75 133ZM57 136H59L58 134H57ZM56 136V137H57ZM72 135H70V137H71ZM61 137V136H60ZM69 137V136H68ZM81 137V136H80ZM83 137H82V139H83ZM111 137V136H110ZM143 139H142V138ZM147 137V136H146ZM150 137V136H149ZM152 137V136H151ZM59 138V137H58ZM63 138V137H62ZM65 138V137H64ZM112 138V137H111ZM71 139V138H70ZM77 139H78V136H77ZM107 139V138H106ZM147 139H149L148 137H147ZM182 139V138H181ZM73 140V139H72ZM109 139H107V141H108ZM121 140V141H120ZM91 141H93V142H91ZM106 141V140H105ZM104 141V142H105ZM137 141V142H136ZM82 142V141H81ZM108 142H110V141H108ZM118 142H120V143H118ZM149 142V141H148ZM72 143V142H71ZM77 143V142H76ZM185 143V142H184ZM216 143V142H215ZM73 144H74V142H73ZM96 144V145H97ZM103 144V143H102ZM107 144V143H106ZM149 144V143H148ZM63 145H64V143H63ZM66 145V144H65ZM105 145V144H104ZM103 145V146H104ZM133 146L135 145L134 143L132 144ZM147 145V144H146ZM145 145V146H146ZM191 145V144H190ZM71 146H72V144H71ZM70 146V147H71ZM75 146V145H74ZM98 146V145H97ZM113 146H112V148H113ZM148 146V145H147ZM182 146H185V144L184 145H182ZM67 147L69 148V145H67ZM77 147V146H76ZM79 147V146H78ZM105 147V146H104ZM115 147V149H116V146H114ZM179 147V146H178ZM181 147V146H180ZM186 147H188L187 146V144H186ZM64 148V147H63ZM73 148V147H72ZM72 148H69V149H71L72 150ZM95 148H97V147H95ZM100 148V147H99ZM110 148V147H109ZM132 148H134V147H132ZM145 148V147H144ZM78 149V148H77ZM82 149H83V147H82ZM105 149V148H104ZM108 149V148H107ZM180 149V148H179ZM188 149V148H187ZM187 149H185V150H187ZM228 149H229V147H228ZM231 149V148H230ZM64 150V149H63ZM65 150H67V149H65ZM65 150H64V152H65ZM101 150H102V147H101ZM130 150V149H129ZM178 150V149H177ZM181 150H182V148H181ZM183 150H184V147H183ZM69 151V150H68ZM68 151L66 152L67 154H70V153H68ZM108 151H109V149H108ZM139 151V150H138ZM137 151V152H138ZM153 151V150H152ZM64 152L62 153V154H64ZM78 152V151H77ZM95 152V151H94ZM93 152V153H94ZM99 152V151H98ZM98 152H95V153H97V154H99ZM130 152V151H129ZM136 152V151H135ZM140 152V151H139ZM183 152H185V151H183ZM187 152H188V150H187ZM231 152V151H230ZM78 153H80V152H78ZM94 153V154H95ZM133 153V152H132ZM131 153V154H132ZM138 154V153H137ZM134 155V154H133ZM136 155V154H135ZM134 155V156H135ZM87 156V155H86ZM102 156H105L104 155V153H100V155H97L96 157H95V159H96V161H100L101 163H104V159H105V157H102ZM137 156V155H136ZM92 157V156H91ZM90 157V158H91ZM140 157V156H139ZM82 158V157H81ZM94 158V157H93ZM134 158V157H133ZM202 158V157H201ZM77 159V160H76ZM78 159L79 158H75V160H73V161H77L78 162ZM84 159V158H83ZM83 159H81V160H83ZM139 159V158H138ZM85 160V159H84ZM91 160H93V159H91ZM127 160V159H126ZM126 160H125V162H126ZM86 161H87V159H86ZM85 161V162H86ZM103 161V162H102ZM106 161V160H105ZM108 161H110V160H108ZM124 161V160H123ZM138 161V160H137ZM139 161H141V160H139ZM138 161V162H139ZM84 162V161H83ZM127 162H129V160L127 161ZM131 162V161H130ZM143 162V161H142ZM180 162V161H179ZM71 163V162H70ZM98 163V162H97ZM96 163V164H97ZM107 163V162H106ZM106 163H104V164H106ZM115 163V162H114ZM113 163V164H114ZM144 164H147V163H145V161L143 162ZM181 163H182V161H181ZM180 163V164H181ZM186 163V162H185ZM96 164H94L93 166H95ZM110 164V163H109ZM121 164V163H120ZM123 164V163H122ZM130 164V163H129ZM133 164V163H132ZM139 164V163H138ZM183 164V163H182ZM65 165V164H64ZM67 165V164H66ZM65 165V166H66ZM78 165V164H77ZM76 165V166H77ZM85 165V164H84ZM88 165V164H87ZM99 165V164H98ZM114 165H116V163L114 164ZM119 165V164H118ZM68 166V165H67ZM79 166V165H78ZM81 166V165H80ZM106 166H107V164H106ZM129 166V165H128ZM131 166V165H130ZM129 166V167H130ZM133 166V165H132ZM136 166V165H135ZM71 167V166H70ZM75 167V166H74ZM99 167H100V165H99ZM109 167V166H108ZM107 167V168H108ZM111 167V166H110ZM138 167V166H137ZM67 168H69V167H67ZM72 168V167H71ZM83 168V167H82ZM96 168V167H95ZM103 168H105V167H103ZM112 168V167H111ZM134 168H136V167H134ZM56 169V168H55ZM75 169H77V168H75ZM81 169V168H80ZM86 169V168H85ZM85 169H83L84 171H85ZM92 169H94V167L92 168ZM59 170V169H58ZM58 170H55V171H57V173H58ZM61 170V169H60ZM70 170V169H69ZM73 170V169H72ZM71 170V171H72ZM78 170H79V168H78ZM90 169H88L87 171H89ZM97 170V169H96ZM96 170H94V171H96ZM107 170H109V169H107ZM111 170V169H110ZM94 171H92V172H94ZM102 171V170H101ZM104 171V170H103ZM76 172V171H75ZM79 172V171H78ZM77 172V173H78ZM105 172H106V170H105ZM38 173V172H37ZM40 173V172H39ZM97 173H98V171H97ZM101 173V172H100ZM107 173V172H106ZM139 173V172H138ZM163 173V172H162ZM55 174V173H54ZM61 174V173H60ZM65 174V173H64ZM68 174H69V172H68ZM71 174V173H70ZM69 174V175H70ZM91 174H93V173H91ZM137 174V173H136ZM29 177H33V175H35V173H33V172H30L29 174ZM37 175V174H36ZM39 175V174H38ZM41 175V174H40ZM39 175V176H40ZM75 175V174H74ZM77 175V174H76ZM94 175H96V176H98L97 174H94ZM93 175V176H94ZM102 175V174H101ZM104 175V174H103ZM54 176V175H53ZM62 176H64L63 174H62ZM61 176V177H62ZM71 176V175H70ZM92 176V175H91ZM61 178V177H59L58 175L56 176V178ZM65 177H67V176H65ZM65 177H64V179H65ZM106 177V176H105ZM53 178V177H52ZM97 178V177H96ZM98 178H100V175H99V177ZM68 179V178H67ZM66 179V180H67ZM100 179H102V178H100ZM106 179V178H105ZM51 180V179H50ZM54 180V179H53ZM95 180V179H94ZM98 180V179H97ZM107 181V180H106ZM104 182V181H103ZM101 182H99V184H100ZM106 183V182H105ZM126 183V182H125ZM124 183V184H125ZM107 184V183H106ZM52 185H54L53 183H52ZM52 185L50 186V187H52ZM95 185H98L97 183H95ZM104 185V184H103ZM65 187H66V184L64 185ZM74 186V185H73ZM62 187V186H61ZM98 187L99 186H97V189H98ZM92 188V187H91ZM100 188V187H99ZM95 189V188H94ZM62 190V189H61ZM69 191V189H67V191H66V193ZM70 191H71V189H70ZM171 191V190H170ZM65 192V191H64ZM102 192V191H101ZM174 192H176L175 190H174ZM58 194V193H57ZM69 194V193H68ZM71 194V193H70ZM69 194V195H70ZM60 195V194H59ZM63 195H66V194H63ZM157 195V194H156ZM165 195V194H164ZM71 197H72V195H70ZM150 196V195H149ZM57 197V196H56ZM63 197H65V196H63ZM69 197V196H68ZM57 198H59V196L57 197ZM70 198V197H69ZM66 199V198H65ZM71 199V198H70ZM62 200V199H61ZM59 202V201H58ZM76 202V201H75ZM60 203V202H59ZM79 203V202H78ZM78 203H77V206H78ZM62 204V203H61ZM75 205H76V203H74ZM80 204V203H79ZM82 204V203H81ZM65 205V204H64ZM82 207V206H81ZM80 207V208H81ZM77 210V209H76ZM69 211V210H68ZM74 212V211H73ZM77 212V211H76ZM115 213V215H116V212H114ZM74 214V213H73ZM76 214V213H75ZM62 215V214H61ZM114 215V214H113ZM118 215H120L119 213H118ZM65 216V215H64ZM72 216V215H71ZM77 216V218H78V215H76ZM76 216H75V218H76ZM82 216V215H81ZM151 216H152V214H151ZM150 216V217H151ZM68 217V216H67ZM70 217V216H69ZM148 217V216H147ZM112 218H113V216H112ZM81 220H82V218H80ZM66 220V221H65ZM63 219V221H65V222H67V219ZM75 220V219H74ZM79 220V219H78ZM59 221V220H58ZM70 221V220H69ZM73 221V220H72ZM48 222V221H47ZM55 223H56V221H54ZM51 223H52V221H51ZM71 223V222H70ZM62 224V223H61ZM72 224V223H71ZM53 225V227H56V226H54V223L52 224ZM63 225V224H62ZM65 225V224H64ZM46 226V225H45ZM48 226V225H47ZM62 227V226H61ZM80 227V226H79ZM81 227H82V225H81ZM47 228H49V227H47ZM57 228V227H56ZM55 228V229H56ZM76 228V227H75ZM53 229V228H52ZM64 229V228H63ZM42 230V229H41ZM47 230V229H46ZM65 230V229H64ZM76 230V232H77V229H75ZM81 229H78V231H80ZM44 231V230H43ZM49 231V230H48ZM49 232H51V233H53V231H49ZM65 234V233H64ZM63 234V235H64ZM82 234V233H81ZM62 235V236H63ZM66 235V234H65ZM70 235V234H69ZM50 236V235H49ZM61 236V235H60ZM56 237V236H55ZM67 237H69V236H67ZM71 237V236H70ZM69 237V238H70ZM73 237H74V234H73ZM64 238V237H63ZM62 239V238H61ZM71 239V238H70ZM70 239H69V241L68 242H70ZM72 240V239H71ZM167 241H169L168 239H167ZM70 244V243H69ZM171 244V243H170ZM65 245V244H64ZM80 245V244H79ZM74 248V247H73ZM82 248V247H81ZM76 249V248H75ZM76 251V250H75Z\"/></svg>",
  "mask_w": 264,
  "mask_h": 264
}]
</instances>
